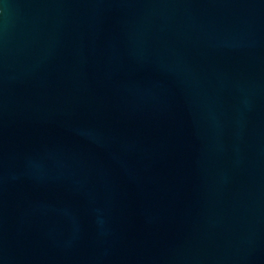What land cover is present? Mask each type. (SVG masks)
Listing matches in <instances>:
<instances>
[{
	"label": "water",
	"instance_id": "obj_1",
	"mask_svg": "<svg viewBox=\"0 0 264 264\" xmlns=\"http://www.w3.org/2000/svg\"><path fill=\"white\" fill-rule=\"evenodd\" d=\"M0 264H264V0H0Z\"/></svg>",
	"mask_w": 264,
	"mask_h": 264
}]
</instances>
